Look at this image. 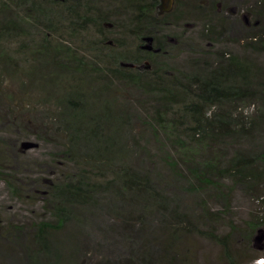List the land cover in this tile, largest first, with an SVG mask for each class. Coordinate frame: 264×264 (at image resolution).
<instances>
[{
	"label": "trees",
	"instance_id": "1",
	"mask_svg": "<svg viewBox=\"0 0 264 264\" xmlns=\"http://www.w3.org/2000/svg\"><path fill=\"white\" fill-rule=\"evenodd\" d=\"M193 1L176 0L173 8L162 11V0H111V8L108 0H0V6L3 4V7L7 8L12 2L17 4L21 11L17 13L14 21H8L6 24L0 22V37L20 35L23 31V33L30 31L28 28L32 26L38 28L40 24L45 37L38 50L48 62L56 63L58 67L77 76L87 67L84 55L78 56L69 39L62 41L57 39L54 45L49 38L54 33H60L58 28L61 25V18H65L70 24L72 31H69V35H75L77 28H84L91 22L95 26H100L102 22L107 21L106 19H110L108 11L111 9V24L118 31L112 38L116 47H112L111 66L108 67V71L118 79L137 86L161 103L168 117H162L164 118L162 120L153 114L148 117V125L159 149L163 150L160 158L170 168L174 178L187 183L191 177L201 184L219 190L227 185L214 177L217 173H221L224 179L239 176L243 180H248L249 177L250 182L255 180L260 182L264 178L263 167L256 173L247 174L244 171L243 164L249 165L253 160L249 156L234 157L227 168H220L219 172L214 171V174L209 172L214 170L215 164L207 160L208 151H213L214 145L222 144V140L229 139L232 128L233 131L240 133L239 129L233 127V124H239L240 117L232 116L229 104L236 110L240 102L246 100L258 102L261 109L259 115L243 116L240 127L246 130L245 135L239 134L237 139L263 144L264 74L260 64L252 59V55L245 58L242 51L235 53L232 49L230 51L217 48L218 44L225 40L224 35L228 26L229 30L232 25L236 26L231 19L233 13L230 14L229 0H214L210 8H206L208 14ZM220 1L223 4L221 10L217 9V2ZM245 2L249 3L248 0H244V5ZM251 3L248 11L263 23L264 0ZM192 22H196V25L201 24L200 33L190 29ZM122 33L129 34L134 43L128 45ZM247 38L248 40L242 44L243 47L254 46L252 44L264 47V26L257 33L247 34L238 40L233 38L231 41L242 42ZM95 49L97 50V47ZM93 69L96 71V67ZM79 88L80 83L78 86L77 83H71L69 88L65 110L67 118H64L69 125L68 143L64 144L62 149L56 144L55 149L47 153L52 164L58 165V161L64 160L73 164L64 171L59 180L50 185L46 197L42 200V207L49 215L41 220H33L30 224L32 232L25 230L26 224L15 221H7L5 226L0 225V264H58V258L55 259L49 252L47 253L50 231L64 229L76 216L75 206L98 207L102 204L101 198L109 195V192L111 196L124 201L119 207L127 209L120 214L119 220L126 231L136 233L137 230L145 228L148 222L144 215L151 210H155L157 216L163 220L164 227H168V221L172 220L168 219L170 215L166 216L165 210L172 213V208L170 198L163 195L164 192L161 190L163 186H160L161 182L156 179V175L159 174H155L150 168L136 169L130 165V161H126L127 148L116 143L119 133V139L122 138V123L116 127L118 118L110 114L111 110L103 105L97 107V103L90 102ZM147 105L146 103V107ZM181 107L184 113L181 119H177ZM110 121L114 123L113 130L107 128ZM182 122L190 124L188 135L182 134L187 125L177 124ZM160 127L165 133L162 140L158 136ZM257 128H260L261 134L257 133ZM182 138L186 142H182ZM197 140L200 142L194 144L193 142ZM84 143L90 144L96 153L89 157L87 154L79 156L81 149L78 146ZM170 144L179 151L190 176L187 177L184 168L170 157L167 152ZM255 157L264 162V151ZM99 158L104 159L103 164L106 165L103 174L108 172L111 165V178L96 177L94 172L97 170L94 166L99 165ZM0 175L12 176L3 170H0ZM4 180L12 193L17 194L18 189L13 178L11 181L7 178ZM188 186H191V182ZM115 188L120 189L116 191ZM16 196L18 197V194ZM257 199L260 210L245 220L247 228L245 227L243 231L246 234L248 229L256 233L264 226V192H260ZM135 202L138 203L134 204ZM162 227L161 225L160 229ZM154 229H151V232H156ZM182 234V230L179 231L175 226L169 245L164 243V237L158 239L157 244L154 240L156 238L152 235L150 240L140 241V238L138 246H132L131 257H127L126 260L130 261V264H161L160 262L177 264L179 253L176 249H179ZM216 242L224 250L225 264H238L240 259L236 254H232L234 242L230 235L227 234V237L224 236ZM150 244L152 245L149 246ZM123 246L122 244L121 248H124ZM123 251L128 252V248L125 247ZM260 254L264 255V252ZM261 257L254 259L255 262ZM118 264H121L120 261Z\"/></svg>",
	"mask_w": 264,
	"mask_h": 264
},
{
	"label": "rangeland",
	"instance_id": "2",
	"mask_svg": "<svg viewBox=\"0 0 264 264\" xmlns=\"http://www.w3.org/2000/svg\"><path fill=\"white\" fill-rule=\"evenodd\" d=\"M108 1L111 8V0ZM213 1L194 0L193 2L195 5L199 4L202 11L208 14L206 8H210ZM248 1L249 3L245 2V5L244 0L228 1L231 6L230 14L233 13L231 19L236 26L232 25L230 30L228 26L224 35L225 40L219 43L217 48L230 49V51L232 49L235 53L242 51L245 58L252 55V59L260 64L264 74V47L259 44L243 47L242 44L248 38L243 39L242 42L231 41L233 38L238 40L247 34L257 33L264 26V22L259 21L256 15L253 17L248 11L252 5L251 1L255 4L256 0ZM175 3L176 0H162L161 10L171 9ZM217 3V9L221 10L222 2ZM3 6V4L0 6L1 23L14 21L17 13H21L15 3L10 2V7L7 8ZM108 13L110 19H106L107 21L102 22L100 26H95L91 22L84 28H77L75 35H69V31H72L70 24L65 18H61V25L58 28L61 35L54 33L49 38L54 45L57 39L61 41L69 39L76 48L78 56L84 55L87 67L77 76L58 67L56 63L48 62L38 50L45 37L40 24L36 23L39 25L38 28L32 26L28 28L30 31L25 33L23 31L20 35L0 37V170L12 174L11 177L0 175V225L5 226L7 221H15L26 224L25 230L32 232L31 222L49 215L42 207V200L46 197L50 185L55 180H59L73 163L64 160L58 161V165L52 164L47 153L53 151L56 144L62 149V146L68 143L69 125L64 118H67L65 110H67L69 88L71 83H77V86L80 83L79 89L90 102L95 101L97 107L103 105L111 110V115L114 114L118 118L116 127L122 123V138L119 139V133L116 143L120 147L127 148L126 161H130V165L136 169L150 168L155 174H159L156 175V179L161 182L159 185L163 186L161 189L163 195L170 198L171 207H169L172 208V213L165 210L166 216L170 215L168 219L172 220L168 221V227L165 228L163 220L157 216L155 210H151L144 215V219L148 222L145 228L137 230L136 233L126 231L119 220L120 214L127 209L119 207L124 201L111 196L109 192V195L101 198L104 201L102 200V204L100 203L98 207L75 206L76 216L67 226L62 230L50 231L47 253L49 252L55 259L58 258V264H118L119 261L121 264H130L126 259L131 257L130 250L132 246H138L140 238V241L150 240L152 235L156 238L154 240L157 244V240L164 237L165 242H163L169 245L172 241L173 228L177 226L183 233L179 249H176L179 253L177 264H225L224 250L216 241L224 236L227 237V234L234 242L232 254H236L240 259L238 264H254V259L264 257L260 254L264 252V226L256 233L248 229L246 234L243 230L247 228L245 220L249 219L251 214L256 215L260 210L257 195L264 192V178L260 182L256 180L250 182L249 177L248 180H243L239 176H229L224 179L221 173L214 174V171L219 172L220 168H227L233 162V158H239L240 155L253 158L249 165L243 164L247 174L256 173L264 168V162L255 157L256 154L264 151V141L259 145L246 139H237V135H245L246 130L240 127L243 116L259 115L261 109L258 102L248 100L240 102L236 110L229 104L232 116L240 117L239 124H233L240 133L233 131L232 128L229 139L222 140V144L218 143L213 146V151H208L207 160L215 164L214 170L209 171L210 174H214L221 183H226L227 187L219 190L201 184L191 177L187 183L174 178L170 168L160 158L163 150L159 149L148 125V117L153 114L160 119L168 117L161 103L137 86L118 79L108 71V67L111 66V50L112 47H116L112 38L118 31L111 24V9ZM128 15L129 13L126 17ZM191 28L200 33L202 27L201 24L196 25V22H192ZM196 36L199 38L198 34ZM122 37L126 38L128 45L134 43L129 34L122 33ZM95 67L96 71L93 69ZM179 109L177 119H181L184 113L182 107ZM143 120L147 122L144 123ZM177 124L187 125L182 134L188 135L190 124L183 122ZM107 128L113 130L114 123L110 121ZM158 131V136L162 140L165 133L161 127ZM257 133H262L260 128H257ZM181 140L186 142L184 138ZM199 142L200 140H197L193 143ZM78 148L81 149L79 156L87 154L89 157L96 153L91 149L90 144H80ZM167 152L176 163L181 165V168H184L187 177L190 176L179 151L170 144ZM99 159V165L94 166L97 170L94 172L96 177L111 178V165L108 172L103 174L106 165L103 164L104 159ZM5 178L10 181L13 178L17 185L18 197L16 193H12ZM189 182H191L190 187ZM118 189L120 188H115L116 191ZM136 224L135 222V226ZM161 225L163 227L160 229ZM153 228L156 232H151ZM122 244L124 248H128V252L123 251Z\"/></svg>",
	"mask_w": 264,
	"mask_h": 264
},
{
	"label": "clouds",
	"instance_id": "3",
	"mask_svg": "<svg viewBox=\"0 0 264 264\" xmlns=\"http://www.w3.org/2000/svg\"><path fill=\"white\" fill-rule=\"evenodd\" d=\"M254 264H264V259L254 262Z\"/></svg>",
	"mask_w": 264,
	"mask_h": 264
},
{
	"label": "built area",
	"instance_id": "4",
	"mask_svg": "<svg viewBox=\"0 0 264 264\" xmlns=\"http://www.w3.org/2000/svg\"><path fill=\"white\" fill-rule=\"evenodd\" d=\"M261 259H264V257L259 258L258 261L261 260Z\"/></svg>",
	"mask_w": 264,
	"mask_h": 264
}]
</instances>
